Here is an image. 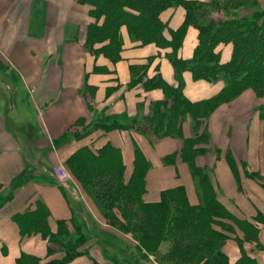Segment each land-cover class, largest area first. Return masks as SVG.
<instances>
[{"label": "crops", "instance_id": "obj_1", "mask_svg": "<svg viewBox=\"0 0 264 264\" xmlns=\"http://www.w3.org/2000/svg\"><path fill=\"white\" fill-rule=\"evenodd\" d=\"M90 11L81 0H0V264H17L22 255L43 264L61 259L62 253L41 234L20 232L17 217L36 213L39 206L47 214L51 233H57L58 223H65L72 236L75 228L84 230L85 254L67 264H111L102 255V246H97L103 235L91 226L89 210L76 197V188L60 185L51 174L52 168L64 166L80 150L97 155L107 145L116 149L126 184L138 147L150 162L144 203H156L162 191L184 187L189 203L197 204L188 166L179 156L170 166L163 164L166 156L179 152L180 139L168 137L150 144L137 126L95 128L112 121L124 125L143 121L152 115L153 105L167 101L162 88L147 89L146 82L162 79L173 89L178 82L166 57L171 50L140 46L125 27L120 30L122 49L117 59L101 50L108 41L90 46L88 31L95 24ZM160 19L166 26L164 37L171 41L169 31L182 26L185 10L167 8ZM197 35L194 27H187L179 59H192ZM217 52L221 64H227L232 45H220ZM138 78L140 82L132 85ZM223 88L221 81L197 80L189 71L183 73L182 96L191 104L208 101ZM181 125L184 138L193 134L190 116H184ZM200 127L208 135V145L197 165L207 170L218 201L234 219L256 228L251 240H245L235 225L230 234L216 229L227 236L222 251L228 264H236L242 253L254 264H264V101L247 90L233 102L219 105ZM226 158L244 162L253 178L245 177L241 167L233 171Z\"/></svg>", "mask_w": 264, "mask_h": 264}, {"label": "trees", "instance_id": "obj_2", "mask_svg": "<svg viewBox=\"0 0 264 264\" xmlns=\"http://www.w3.org/2000/svg\"><path fill=\"white\" fill-rule=\"evenodd\" d=\"M246 0H81V3L91 7V15L95 19L87 36L91 46L95 43L108 41L101 50L117 59L122 49L120 38L121 27H125L131 39L140 46L154 44L159 49H170L166 57L171 62L178 87H168L162 79L155 84L148 81L145 88L152 85L165 91L169 104H155L152 106V115L141 122L124 125L117 121L108 124H97L95 128L104 131L131 130L137 126L144 134L152 135L155 139L166 137L181 138L184 145L178 153L166 156L165 163H174L177 156L187 163L194 177L199 179V185L204 196V202L199 206L189 203L184 187H177L161 193L158 203H144L142 195L141 204L144 207L155 209L160 218V228L150 237L140 236L135 233V241L144 250L152 253L159 249L160 243L170 239L171 248L168 254L173 258L177 255L199 256L204 251L208 256L217 257L215 264H228L225 254L222 253V244L227 236L222 233H233L231 223L241 228L245 240L254 239L256 228L248 222L236 221L234 217L218 201L217 192L205 168L197 166L195 159L206 152L205 144L199 146L200 138L206 133L195 135L191 139L184 138L181 128L182 118L190 116L195 126L199 128L204 120L225 99L235 98L247 89L256 95L264 96V9L257 6L251 8L244 6ZM182 7L185 10V20L176 31H169L172 39L164 37L166 26L160 19V14L170 7ZM252 9V10H251ZM251 10L249 16L242 12ZM220 13L224 17L216 19L213 14ZM103 20L101 25L97 23ZM188 26L194 27L197 32V46L192 59L181 60L177 54L182 45V40ZM224 44L232 45V57L229 63L221 64L217 47ZM189 71L197 80L221 81L223 90L214 98L199 104H191L182 96L183 73ZM138 78L132 85L140 82ZM229 96V97H227ZM227 97V98H226ZM198 126V127H197ZM218 153V152H217ZM116 149L105 146L97 155L88 149L80 150L69 158L71 163H83L85 160L103 162L109 169H119L121 161ZM84 161V162H85ZM150 168V163L142 151L135 147L134 172L132 179H136L135 186H125L128 191V203L139 198L140 187L145 189V175ZM121 169V168H120ZM120 169L118 171H120ZM143 193V192H142ZM131 198V199H130ZM126 202V203H127ZM47 214L42 206L34 214H25L17 217L20 232L25 234H41L48 239V243L58 246L63 252L61 259L44 264H67L76 257L85 254L81 247L85 236L75 228L74 235H70L65 223H58L57 233H51L47 226ZM129 219H127L128 221ZM226 222V223H222ZM234 222V223H233ZM133 223V222H132ZM137 224V223H135ZM128 223L127 229L139 231L140 225ZM213 224H217L215 228ZM244 227V228H243ZM220 228V231L216 230ZM79 233V235H77ZM147 240V243H146ZM198 245L200 248H197ZM125 263L129 264L131 255L124 252L115 244ZM196 248V250H195ZM195 250V251H194ZM49 252L52 249L49 247ZM127 257V258H126ZM198 262V261H197ZM17 264H42L39 259L22 255ZM131 264V263H130ZM137 264H147L139 262ZM236 264H254L253 260L242 253Z\"/></svg>", "mask_w": 264, "mask_h": 264}, {"label": "rangeland", "instance_id": "obj_3", "mask_svg": "<svg viewBox=\"0 0 264 264\" xmlns=\"http://www.w3.org/2000/svg\"><path fill=\"white\" fill-rule=\"evenodd\" d=\"M263 3L264 0H246L243 5L249 8L257 6L259 9H262ZM251 10L247 12H242V15L249 16L251 14ZM213 15L216 19H222L224 17L220 13H215ZM240 95L235 98L225 99L226 101H228L226 103L233 102ZM255 97L257 99H263L264 101V96H259L255 94ZM192 131L193 134L187 138L191 139L192 137L197 135V133L201 135L204 129L203 131L201 127L195 129V126L193 124ZM147 138H149L150 144H152V142L156 143L157 140H161L155 139V137H153L152 135H148ZM177 139L181 140L183 146L184 140L181 138ZM199 144V146H203L202 144L208 145V135L202 136L200 138ZM217 152L218 151H216V153ZM204 154L196 157V164L198 159ZM68 160L63 166L67 174V183L76 188V197H79L81 205L87 208V210H89V212H87V215L91 218V226L96 227L99 233L103 235V237L97 238V246H102V255L105 256L111 264H127L125 263L124 256H121L119 250H117L115 246L116 243L120 248H122L124 252H128L131 255V259H129L128 257V260L131 264H137L139 262H146L147 264H215L217 262L218 258H213V256L211 255L208 256L209 253L207 251H204L199 256H194L192 254L188 256L180 254L172 258L168 254L172 246V242L170 241V239H166L162 243H160L159 249L156 250V252L149 253L145 251L144 248L146 246L141 247V245L137 241H135V233H138L140 236L143 235V237L145 236L147 238L153 235V233H156L157 230L160 228V225L157 221H154L158 220L160 218V215L155 213V209L153 210L151 207L149 208L148 206L144 207L141 204L140 197L141 195L143 196L145 192V190H141V187L139 191V198L133 199V202L131 203L127 202L129 200V194L128 191L125 190V186H135L134 184L136 183V179H132L133 173L128 182H126L125 184L124 171H118L117 169H109V167H107L106 164L101 161L93 162L88 160L86 162L84 160L85 162L83 161V163L81 162L80 164L77 162L71 163ZM227 161L229 162V165L233 171L235 168L241 167L245 177L253 178V173L250 174L249 171H246V165L244 162L240 163L235 161V159L233 160L229 158L227 159ZM183 163L188 166L187 163ZM163 164L170 166L172 163H165L163 161ZM54 168H52L51 170H53ZM188 168L192 177L191 184L193 182V197L197 201L196 206H199L202 204V202H204L205 198L203 196L201 186L199 185V179L192 175L189 166ZM160 199L161 194L159 196V200L156 203H158ZM127 219L129 220L127 221ZM129 222L130 224L137 223L135 225H140V230L134 231L127 229L126 226ZM222 223L226 222L222 221ZM213 225L215 228L218 227L217 224ZM232 225L234 224L231 223V229L233 228ZM235 226L239 230L242 228H240L239 225L237 226L236 223ZM79 232L83 233V235L85 236L83 229H81V231ZM77 235H79V233ZM227 240L228 239L223 242L222 247ZM196 247L200 248L198 245H196ZM55 249L63 254V252L58 246L55 245Z\"/></svg>", "mask_w": 264, "mask_h": 264}, {"label": "built area", "instance_id": "obj_4", "mask_svg": "<svg viewBox=\"0 0 264 264\" xmlns=\"http://www.w3.org/2000/svg\"><path fill=\"white\" fill-rule=\"evenodd\" d=\"M52 176L56 179V181L62 185V186H67V174L63 166L59 165L55 167L52 172Z\"/></svg>", "mask_w": 264, "mask_h": 264}]
</instances>
